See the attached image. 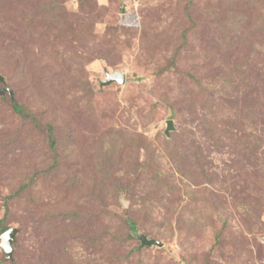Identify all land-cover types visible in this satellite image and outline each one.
Here are the masks:
<instances>
[{"label": "rangeland", "instance_id": "rangeland-1", "mask_svg": "<svg viewBox=\"0 0 264 264\" xmlns=\"http://www.w3.org/2000/svg\"><path fill=\"white\" fill-rule=\"evenodd\" d=\"M0 75V264H264V0H0Z\"/></svg>", "mask_w": 264, "mask_h": 264}, {"label": "water", "instance_id": "water-1", "mask_svg": "<svg viewBox=\"0 0 264 264\" xmlns=\"http://www.w3.org/2000/svg\"><path fill=\"white\" fill-rule=\"evenodd\" d=\"M126 81V75L121 72H114V73H106V80L103 81L102 85L107 86L112 83H119L124 84ZM6 81L2 75H0V95L4 96L6 94H9L12 100H14V91L8 87L5 86ZM175 128L173 126V120H169L167 122V128L165 130V134L169 137L170 132L174 131ZM18 233V230L15 228H10L6 230L1 235V244L0 247L4 250L5 254L7 255L8 260H12V254H13V244L15 242L16 235ZM141 242L142 246H157L159 248L163 247V244L159 242L156 239H149L145 235H139L138 236Z\"/></svg>", "mask_w": 264, "mask_h": 264}, {"label": "trees", "instance_id": "trees-1", "mask_svg": "<svg viewBox=\"0 0 264 264\" xmlns=\"http://www.w3.org/2000/svg\"><path fill=\"white\" fill-rule=\"evenodd\" d=\"M2 96V95H1ZM13 101V108L14 110L20 114L22 117L25 118V116H27V113L24 112V109L18 105L17 103ZM51 132V131H50ZM51 140L53 141V139L51 138ZM127 224L129 225L130 229L132 232L136 233L137 234V228H136V223L133 222L130 218L127 219ZM6 230H8L7 228H2V232H5ZM147 247V246H146Z\"/></svg>", "mask_w": 264, "mask_h": 264}]
</instances>
